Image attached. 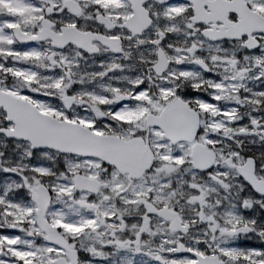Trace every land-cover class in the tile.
Here are the masks:
<instances>
[{"label":"snow or ice","instance_id":"1","mask_svg":"<svg viewBox=\"0 0 264 264\" xmlns=\"http://www.w3.org/2000/svg\"><path fill=\"white\" fill-rule=\"evenodd\" d=\"M0 264H264V0H0Z\"/></svg>","mask_w":264,"mask_h":264}]
</instances>
